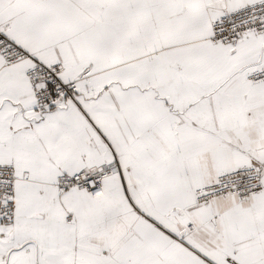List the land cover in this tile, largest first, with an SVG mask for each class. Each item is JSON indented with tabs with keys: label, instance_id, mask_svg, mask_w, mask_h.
I'll return each mask as SVG.
<instances>
[{
	"label": "snow or ice",
	"instance_id": "snow-or-ice-1",
	"mask_svg": "<svg viewBox=\"0 0 264 264\" xmlns=\"http://www.w3.org/2000/svg\"><path fill=\"white\" fill-rule=\"evenodd\" d=\"M0 264H264V0H0Z\"/></svg>",
	"mask_w": 264,
	"mask_h": 264
}]
</instances>
